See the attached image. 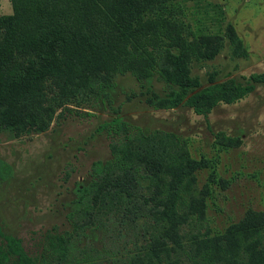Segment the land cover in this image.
I'll return each mask as SVG.
<instances>
[{"label":"trees","instance_id":"obj_1","mask_svg":"<svg viewBox=\"0 0 264 264\" xmlns=\"http://www.w3.org/2000/svg\"><path fill=\"white\" fill-rule=\"evenodd\" d=\"M11 3L13 13L0 16V132L12 137L50 129L56 114L45 101L50 78L66 99L102 102L111 101L118 76L131 74L144 88L158 78L169 89L163 96L148 88L151 107L185 105L204 117L264 84V72L245 81L214 74L209 85L193 76L194 64L214 60L227 41L234 57L247 59L249 52L231 24L226 36L186 32L179 0ZM100 130L111 137V158L95 162L91 180L77 186L67 217L72 229L47 232L37 257L0 231V264H264V211H249L224 233L207 227L212 189L198 187V172L210 164L194 158L187 139L120 116ZM215 143L238 148L242 140L220 132ZM9 172L0 159V180ZM93 241L114 246L100 250Z\"/></svg>","mask_w":264,"mask_h":264},{"label":"rangeland","instance_id":"obj_2","mask_svg":"<svg viewBox=\"0 0 264 264\" xmlns=\"http://www.w3.org/2000/svg\"><path fill=\"white\" fill-rule=\"evenodd\" d=\"M178 5L186 32L226 36L231 24L249 52L247 59L234 57L227 41L214 60L194 64L193 76L207 85L214 74L245 81L264 72V0H179ZM12 13L11 0H0V16ZM115 84L110 102L90 95L66 99L57 79L50 78L44 84L46 105L56 112L50 129L19 137L0 132V159L11 166L8 179L0 180L2 233L21 239L27 252L37 257L47 232L71 230L67 217L77 186L91 180L95 162L111 158V137L100 127L119 116L146 131L176 133L189 141L194 158L209 161L210 167L198 172V187L209 184L212 189L206 222L212 234L224 233L251 210L264 211V84L241 102L216 107L208 117L185 105L174 110L151 107L148 88L163 96L169 89L158 78L148 88L131 74L118 76ZM220 132L240 137L242 145L216 144ZM3 242L0 236V245ZM93 244L100 250L114 246Z\"/></svg>","mask_w":264,"mask_h":264}]
</instances>
